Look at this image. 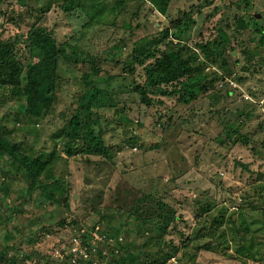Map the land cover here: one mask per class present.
Listing matches in <instances>:
<instances>
[{"label":"rangeland","instance_id":"rangeland-1","mask_svg":"<svg viewBox=\"0 0 264 264\" xmlns=\"http://www.w3.org/2000/svg\"><path fill=\"white\" fill-rule=\"evenodd\" d=\"M57 1L40 16L46 0H0V38L25 65L36 27L63 48L39 121H19L25 103L0 91V141L19 156L56 146L36 183L0 149V264H123L127 252L152 259L166 243L178 248L166 264H264V0H171L166 14L149 0H107L96 13ZM164 29L191 49L217 40L216 61L194 97L185 77L166 85L174 95L149 91L148 103L129 91L145 68L132 73L128 61ZM87 101L112 159L86 151V131L53 142Z\"/></svg>","mask_w":264,"mask_h":264},{"label":"trees","instance_id":"trees-1","mask_svg":"<svg viewBox=\"0 0 264 264\" xmlns=\"http://www.w3.org/2000/svg\"><path fill=\"white\" fill-rule=\"evenodd\" d=\"M46 1L43 6L37 9L40 16L48 13L55 5V0ZM106 1L58 0L57 2L67 12L82 7L83 9L87 8L89 12L96 13L101 11L106 5ZM145 1L142 0V2ZM149 1L162 14L167 13L171 2V0ZM117 4L123 7L124 0H118ZM172 22L175 23V27H181L180 19ZM160 33L161 36L153 37L146 46L134 47L130 52L129 71L134 73L138 65H143L146 81L144 84L132 85V89L129 91L141 93L144 100L151 103V98L147 96L149 91L153 94L174 95L175 92L165 88L166 85L187 77L191 81L186 84V90L192 97L194 95L192 89L197 86L199 77L203 75L206 66L216 61L214 55L218 42L217 40L216 42H197L196 47L191 49L190 45L170 39L169 29H164ZM161 44H164L165 48L160 49ZM28 46L35 53V61L25 65L16 55V46L0 38V91L4 93L3 96L6 95L5 93L10 94L19 104L25 103V108L16 112L19 121L29 118H35V121H39L54 103L57 85L61 77L59 61L63 48L59 45L54 34L42 26L36 27L30 32ZM93 91L92 97L99 95V93L103 97H109L112 94L108 90H100L99 88H93ZM85 107L87 108L86 116H83L81 111L75 112L71 120L53 135V142L63 136L77 139L82 135V132L86 131L87 137L92 141L87 144L86 151L104 154L112 159L114 157L112 150L102 143L103 124L95 123L96 127L93 126L91 123L98 122L99 117L97 114L94 117V114L89 111L91 109L90 101L86 102ZM0 149L13 155L25 167L31 183H36L55 160L56 155V146L50 152H39L31 156L25 152L21 156L16 154L17 144L14 143L9 144L0 141ZM71 151L70 149L69 152ZM149 231L152 229L150 228ZM159 237L161 239L162 234H159ZM165 246L167 249L163 253L154 254L155 258L152 259L151 255L142 257L138 252H127L122 258L123 264H166L176 255L178 248L170 247L169 243H166ZM148 257H150L149 260Z\"/></svg>","mask_w":264,"mask_h":264},{"label":"water","instance_id":"water-1","mask_svg":"<svg viewBox=\"0 0 264 264\" xmlns=\"http://www.w3.org/2000/svg\"><path fill=\"white\" fill-rule=\"evenodd\" d=\"M256 17H261L260 14L256 15ZM87 180H91L90 178H86V181L85 182H88Z\"/></svg>","mask_w":264,"mask_h":264}]
</instances>
